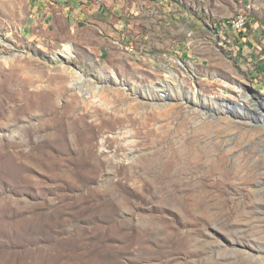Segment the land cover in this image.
Wrapping results in <instances>:
<instances>
[{
  "label": "rangeland",
  "instance_id": "rangeland-1",
  "mask_svg": "<svg viewBox=\"0 0 264 264\" xmlns=\"http://www.w3.org/2000/svg\"><path fill=\"white\" fill-rule=\"evenodd\" d=\"M114 2L30 38L0 0V264H264V0ZM132 83L172 126L92 101Z\"/></svg>",
  "mask_w": 264,
  "mask_h": 264
},
{
  "label": "bare ground",
  "instance_id": "bare-ground-1",
  "mask_svg": "<svg viewBox=\"0 0 264 264\" xmlns=\"http://www.w3.org/2000/svg\"><path fill=\"white\" fill-rule=\"evenodd\" d=\"M63 69L66 71H69L71 76L75 79L85 78V75L80 74L79 72L75 71L74 69L69 68V66H64ZM113 81L121 82L117 77H115V78L113 77ZM151 88H153V87L151 86ZM151 88L150 89L144 88L145 91H142V93L140 92L141 94H146L147 96L151 97L150 99H146L145 101H143L144 99L142 100L141 98H139L138 96H136L134 94V91H136L138 89L137 85L134 83L131 84V92H128L126 88H122V87L111 88V86L107 87L104 84L103 86H97L96 93H94V94L91 93L92 101H98L102 105L107 106L108 108L109 107L112 108V110L113 109L114 110L117 109L119 111L126 110L128 112L135 111V112H137V114H146L143 112L141 113V111L143 109H141V111H139L138 108L139 107H142V108L147 107L150 110H153L159 118L163 119L162 121L158 122L157 124H159L160 126L161 125L172 126V123H173V120H172L173 117L172 116H173L174 112L176 111L177 105L179 103H181V101H179L180 99L162 98L161 95L157 94V93H160L159 91L156 92L155 90H153ZM107 89L108 90L111 89L112 92H114L115 94H117L119 96L121 105L113 106V102L109 98V95L107 94L108 93ZM142 89H140V90H142ZM147 91H149V92H147ZM144 110H146V109H144ZM126 128L124 127L122 130H124V132L130 131V129H126ZM252 132H255V130ZM256 139H258V137ZM242 142H243V146L241 145L242 146L241 149H245V148L248 149V147L253 142L258 143L259 140H255V138H252L250 140L243 139Z\"/></svg>",
  "mask_w": 264,
  "mask_h": 264
},
{
  "label": "crops",
  "instance_id": "crops-1",
  "mask_svg": "<svg viewBox=\"0 0 264 264\" xmlns=\"http://www.w3.org/2000/svg\"><path fill=\"white\" fill-rule=\"evenodd\" d=\"M30 2L32 7L31 16L28 18L27 22L24 23V29L27 30L30 38L38 36L39 28L45 30L46 28L54 26L52 23L55 21L62 20L64 17L60 14V10L64 12L66 19L71 23V19L77 15L79 19L85 20L83 17L88 18L92 9L101 12L107 8L111 9V6L116 8L115 2L107 3L106 5L105 3H101V0H54L53 2L50 0H30ZM109 2H111V0H109ZM159 2L163 5L166 4L165 0H159ZM94 3H97V5L95 6ZM221 32L229 36L226 31L221 30ZM186 53L188 54V52Z\"/></svg>",
  "mask_w": 264,
  "mask_h": 264
},
{
  "label": "built area",
  "instance_id": "built-area-1",
  "mask_svg": "<svg viewBox=\"0 0 264 264\" xmlns=\"http://www.w3.org/2000/svg\"><path fill=\"white\" fill-rule=\"evenodd\" d=\"M228 26L235 32H243L248 26V17L245 13H238L227 20Z\"/></svg>",
  "mask_w": 264,
  "mask_h": 264
},
{
  "label": "water",
  "instance_id": "water-1",
  "mask_svg": "<svg viewBox=\"0 0 264 264\" xmlns=\"http://www.w3.org/2000/svg\"><path fill=\"white\" fill-rule=\"evenodd\" d=\"M1 52V51H0ZM77 67V66H76ZM78 69H79V67H77ZM80 71H81V69H79ZM82 72V71H81ZM239 86H240V84H239ZM225 101H227L228 103H231L232 105H233V108L234 109H232V113H233V115H236V114H241L242 112L238 109V107H236V104H240V103H238V102H234V101H232V100H228V99H224Z\"/></svg>",
  "mask_w": 264,
  "mask_h": 264
}]
</instances>
